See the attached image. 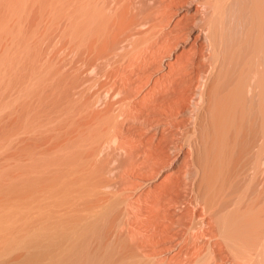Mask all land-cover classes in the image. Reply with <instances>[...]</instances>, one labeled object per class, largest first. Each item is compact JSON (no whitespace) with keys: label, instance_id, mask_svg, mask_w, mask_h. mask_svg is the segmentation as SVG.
<instances>
[{"label":"rangeland","instance_id":"obj_1","mask_svg":"<svg viewBox=\"0 0 264 264\" xmlns=\"http://www.w3.org/2000/svg\"><path fill=\"white\" fill-rule=\"evenodd\" d=\"M216 2L0 0V264H264V0L218 53Z\"/></svg>","mask_w":264,"mask_h":264},{"label":"bare ground","instance_id":"obj_2","mask_svg":"<svg viewBox=\"0 0 264 264\" xmlns=\"http://www.w3.org/2000/svg\"><path fill=\"white\" fill-rule=\"evenodd\" d=\"M147 1V0H146ZM136 2H138V1H136ZM222 2H223V0H217V2H216V4H215V6H214V10H213V13H212V18H211V20H210V25H209V27H208V25H206V22H205V20H203V19H201V18H198V15H196V17L194 16V18H193V20H196L195 21V24H194V22L192 23L193 24V27H194V25H195V27L194 28H192V29H189V30H192L191 31V34L193 35L195 32H196V30H195V28L196 27H199L198 28V30L200 29V28H203V33L201 34L202 36H201V38H200V34L198 35L199 37L198 38H200L201 39V42H202V40H203V47H205L207 44H209V46H211V47H213V48H215V52L216 53H218L219 52V49H218V45H217V40H216V30H217V27H222V22H223V24H224V22L225 21H223V19H222V12H221V9L220 8H222V5L220 6V4H222ZM151 3H153V2H151ZM190 2H186V4H189ZM192 3V2H191ZM190 3V4H191ZM195 3V2H194ZM251 3V2H250ZM139 5V4H138ZM150 6H152L151 4H149ZM193 5V4H192ZM250 5V4H249ZM143 6V5H142ZM160 6V5H159ZM188 6V5H187ZM175 7V6H174ZM195 7H196V5H195ZM197 7L199 8V5H197ZM181 8H182V5H181ZM184 8V7H183ZM185 8H187V7H185ZM224 8V7H223ZM249 8V7H248ZM144 9V8H143ZM143 9H141V10H143ZM147 9V8H146ZM190 9V10H189ZM192 9V7L189 5V8H188V10L190 11V13H191V10ZM193 9H195L194 7H193ZM197 9V8H196ZM202 9V8H201ZM247 9V8H246ZM148 10V9H147ZM244 10H245V8H244ZM181 11H182V9H181ZM180 11V12H181ZM186 11V10H185ZM199 11V10H198ZM143 12V11H142ZM183 12V11H182ZM194 12V11H193ZM192 12V13H193ZM173 13V12H172ZM176 13V12H175ZM188 14L187 16L188 17H190V13H188L187 11L185 12V14ZM191 13V14H192ZM196 13V12H195ZM197 13H199V12H197ZM237 13V12H236ZM184 14V13H183ZM183 14H181V15H183ZM141 15V14H140ZM176 15H177V13H176ZM203 15V14H202ZM186 16V17H187ZM193 16V15H192ZM199 16H200V14H199ZM244 16H245V13H244ZM179 17V16H178ZM177 17V18H178ZM205 17V16H204ZM225 16L223 15V18H224ZM247 17V16H246ZM173 18V17H172ZM177 18H176V20H177ZM180 18L181 17H179L178 19L180 20ZM196 18V19H195ZM166 19V18H165ZM185 19H187V18H185ZM137 20V19H136ZM169 20V19H168ZM174 20V19H173ZM192 20V21H193ZM225 20V19H224ZM173 22V21H172ZM176 22V21H175ZM174 22V23H175ZM186 22V21H185ZM184 22V23H185ZM183 23V24H184ZM187 23V22H186ZM150 24V23H149ZM165 24V23H164ZM176 25H177V23H175ZM191 24V23H190ZM192 24H191V27H192ZM172 26H174L173 24H172ZM250 26V25H249ZM146 27V26H145ZM177 27V26H176ZM197 29V28H196ZM175 30V29H174ZM188 30V29H187ZM188 30V31H189ZM187 31V32H188ZM198 32V31H197ZM198 33H200V32H198ZM197 33V34H198ZM187 35H189V34H187ZM193 36H197L196 34L195 35H193ZM239 36V35H238ZM189 37V36H188ZM223 38V36L221 37V39ZM195 40H196V38H195ZM197 41V40H196ZM196 41H195V43H196ZM207 42L206 44H205V42ZM192 42H194V41H192ZM198 43V42H197ZM205 45V46H204ZM208 46V45H207ZM190 47V46H189ZM197 47V46H196ZM191 48V47H190ZM198 48V47H197ZM183 49V48H182ZM187 49H188V47H187ZM204 49V48H203ZM205 49H208V47L207 48H205ZM205 49H204V51H205ZM184 50L186 51V49L184 48ZM190 51V50H189ZM201 51V50H200ZM204 51H201V52H204ZM209 50H206V53L208 52ZM180 52H181V49H180ZM183 52V51H182ZM194 52V51H193ZM192 52V53H193ZM246 52V51H245ZM179 53V52H178ZM177 53V54H178ZM186 53V52H185ZM195 53V52H194ZM199 53V52H198ZM181 54H183V53H181ZM181 54H179L180 56H178L180 59H182L181 58ZM201 54V53H200ZM207 54H209V52L207 53ZM173 55V54H172ZM185 55V58H187L186 57V54H184ZM203 55H204V53H203ZM202 56V55H201ZM175 57V56H174ZM193 57V56H192ZM177 58V57H176ZM175 58V59H176ZM206 59L208 58V56L207 57H205ZM168 59V58H167ZM174 59V60H175ZM179 59V60H180ZM189 59V58H188ZM196 59V58H195ZM205 59V60H206ZM171 60V59H170ZM173 61V60H172ZM176 61V60H175ZM174 61V62H175ZM190 62V61H189ZM204 62H206L207 63V61H204ZM183 63H184V61H183ZM244 63V62H243ZM209 65V64H208ZM207 66V65H206ZM177 67V66H176ZM208 67V66H207ZM210 67V66H209ZM167 68V67H166ZM211 68V67H210ZM164 71V70H163ZM210 71H212V70H210ZM199 72H201V71H199ZM198 73V72H197ZM205 73V72H204ZM210 74H211V72H210ZM205 75V74H204ZM204 75H202V76H204ZM208 76H209V74H208ZM196 78V77H195ZM157 80V79H156ZM202 80V79H201ZM204 80V79H203ZM202 80V81H203ZM201 81V82H202ZM203 83V82H202ZM199 84H201V83H199ZM234 84V83H233ZM202 85V84H201ZM201 85L200 86H197V87H199V89H200V91H201V89L203 88H201ZM198 89V88H197ZM199 89L197 90L198 92H199ZM124 90V89H123ZM145 91V90H144ZM196 91V95H200V94H197L198 92ZM123 95V94H122ZM195 95V96H196ZM197 98V97H196ZM200 98V97H199ZM199 101L200 100H198V103H199ZM202 101H204V97H202ZM190 104H192V105H189V106H191L190 108H192V110H194V112H196V107L198 106H195V104H193V101L190 103ZM186 107V106H185ZM189 108V107H188ZM187 108V109H188ZM195 108V109H194ZM203 108V107H202ZM192 110L191 111H189V112H192ZM185 111V110H184ZM183 111V112H184ZM187 112V111H186ZM188 113V112H187ZM183 114V113H182ZM192 114H194L193 112H192ZM192 114H191V116H192ZM188 115V114H187ZM189 116H190V114H189ZM194 117V116H193ZM193 117H190V118H192V119H194ZM120 118V117H119ZM157 118V117H156ZM197 120V119H196ZM191 122V121H190ZM171 130V129H170ZM169 130V131H170ZM115 131V130H114ZM156 131V130H155ZM167 133V132H166ZM162 135V134H161ZM163 136V135H162ZM175 136V135H174ZM164 137V136H163ZM162 138V137H161ZM166 138V137H165ZM172 142H174V141H172ZM159 143V142H158ZM171 148H172V146H171ZM167 152V151H166ZM168 154V153H167ZM178 159V158H177ZM177 161V160H176ZM118 162V161H117ZM192 163H194V162H192ZM198 167V166H197ZM172 169V168H171ZM173 171V170H172ZM199 171V170H198ZM169 172V171H168ZM167 174V173H166ZM189 174V173H188ZM164 176V175H163ZM188 176V175H187ZM157 181V180H156ZM187 195V194H186ZM185 196V195H184ZM184 198V197H183ZM189 203V202H188ZM199 203V202H198ZM198 207H199V205H198ZM195 212V211H194ZM47 242V241H46ZM24 246H26L27 247V245H24ZM68 252V251H67ZM66 263V262H65Z\"/></svg>","mask_w":264,"mask_h":264}]
</instances>
